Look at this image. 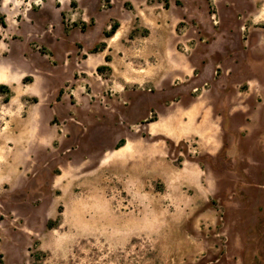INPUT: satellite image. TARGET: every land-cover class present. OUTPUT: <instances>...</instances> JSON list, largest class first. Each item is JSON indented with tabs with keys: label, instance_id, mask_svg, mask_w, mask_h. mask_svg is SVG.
Returning a JSON list of instances; mask_svg holds the SVG:
<instances>
[{
	"label": "rangeland",
	"instance_id": "374dc122",
	"mask_svg": "<svg viewBox=\"0 0 264 264\" xmlns=\"http://www.w3.org/2000/svg\"><path fill=\"white\" fill-rule=\"evenodd\" d=\"M0 15V264H264V0Z\"/></svg>",
	"mask_w": 264,
	"mask_h": 264
},
{
	"label": "crops",
	"instance_id": "0c3cea01",
	"mask_svg": "<svg viewBox=\"0 0 264 264\" xmlns=\"http://www.w3.org/2000/svg\"><path fill=\"white\" fill-rule=\"evenodd\" d=\"M219 78V76H217L215 79ZM228 91H226L225 89L221 91V100L220 102L215 105V109H216V117L212 118V124L215 125L214 131L217 132L218 129L220 128L221 133L224 137L225 134H230V130H229V125H230V120L233 118V114L235 113V110L238 111H244L247 109L246 105L244 103H242L239 107V109H236L237 106L234 104H231L228 96H229ZM238 93H248V90L245 89L244 91H238ZM205 117V116H204ZM203 117V118H204ZM207 117V115H206ZM248 117H250L249 113L247 114V118L245 119V121L248 123ZM219 120V121H218ZM231 134H234L233 132ZM256 145H255V149L253 151H257L260 152V156L262 158H264V130L262 131V133L260 134L259 138L256 139L255 141ZM121 149H123L122 151L126 150L125 146H122ZM225 153V155L229 156L230 158H234L236 157L237 153H238V148L236 145V141L233 140L231 146H229V148H225L223 145L220 147L216 148V152H218V154H220V156H222V153ZM229 154V155H228ZM263 177H264V171H263ZM262 188H264V185H261ZM263 206V205H262Z\"/></svg>",
	"mask_w": 264,
	"mask_h": 264
},
{
	"label": "trees",
	"instance_id": "16d2710c",
	"mask_svg": "<svg viewBox=\"0 0 264 264\" xmlns=\"http://www.w3.org/2000/svg\"><path fill=\"white\" fill-rule=\"evenodd\" d=\"M0 24H2V25H4L5 24V21H4V18L0 15ZM117 28H118V25L116 24V25H114L112 28H111V30L108 32V34H107V36H111L113 33H115L116 32V30H117ZM105 43H103V45H104ZM3 85H0V88L2 87Z\"/></svg>",
	"mask_w": 264,
	"mask_h": 264
},
{
	"label": "bare ground",
	"instance_id": "6f19581e",
	"mask_svg": "<svg viewBox=\"0 0 264 264\" xmlns=\"http://www.w3.org/2000/svg\"><path fill=\"white\" fill-rule=\"evenodd\" d=\"M117 34V33H116ZM116 34L114 36H116ZM1 80V79H0Z\"/></svg>",
	"mask_w": 264,
	"mask_h": 264
}]
</instances>
